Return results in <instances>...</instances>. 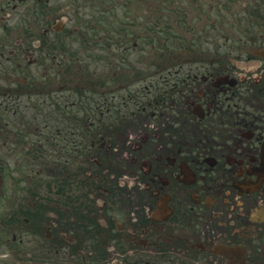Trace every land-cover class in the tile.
Segmentation results:
<instances>
[{
    "label": "flooded vegetation",
    "instance_id": "1",
    "mask_svg": "<svg viewBox=\"0 0 264 264\" xmlns=\"http://www.w3.org/2000/svg\"><path fill=\"white\" fill-rule=\"evenodd\" d=\"M128 1L0 0V264H264V0L226 23L217 0L166 4L210 20L164 54L125 32L113 64L135 77L102 104L100 146L87 105L44 106L74 86L85 7Z\"/></svg>",
    "mask_w": 264,
    "mask_h": 264
},
{
    "label": "rangeland",
    "instance_id": "2",
    "mask_svg": "<svg viewBox=\"0 0 264 264\" xmlns=\"http://www.w3.org/2000/svg\"><path fill=\"white\" fill-rule=\"evenodd\" d=\"M239 1H241V0H239ZM241 8H243V7H236V9H241ZM133 9H137L139 11H143L144 7H133Z\"/></svg>",
    "mask_w": 264,
    "mask_h": 264
}]
</instances>
